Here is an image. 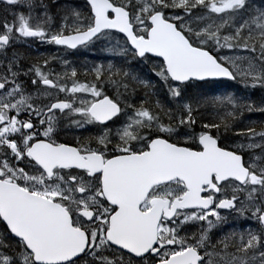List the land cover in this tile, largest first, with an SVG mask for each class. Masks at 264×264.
<instances>
[{"label": "snow or ice", "instance_id": "obj_1", "mask_svg": "<svg viewBox=\"0 0 264 264\" xmlns=\"http://www.w3.org/2000/svg\"><path fill=\"white\" fill-rule=\"evenodd\" d=\"M0 4V264H264V0Z\"/></svg>", "mask_w": 264, "mask_h": 264}, {"label": "rangeland", "instance_id": "obj_2", "mask_svg": "<svg viewBox=\"0 0 264 264\" xmlns=\"http://www.w3.org/2000/svg\"><path fill=\"white\" fill-rule=\"evenodd\" d=\"M75 2L77 4H80L83 2V0H75ZM260 0H257V3H259ZM0 7H3L2 4H0ZM47 46H49L51 49H55V50H58L56 46L54 45H48L46 44ZM102 46L97 44L94 48H89V49H82V50H79V53H77L78 55H82L83 57V61H82V65L87 63L88 65H91L93 63H96V62H107L108 59H110L111 57H108L105 52H103L101 50ZM89 53L92 54V57L90 56H86V55H90ZM65 54V52L63 51L62 52V58L63 59H66L65 57H68L67 55L64 57L63 55ZM74 64V63H73ZM58 71L60 69H57ZM222 85V84H221ZM213 85V86H206V87H211V88H214V89H219V90H223V88L226 86V85ZM230 90H235V89H230ZM251 95V99L254 100V101H257L259 102L260 101V97L262 95H264V93H261L259 90H255L254 92L250 93ZM258 114H261L259 112H254V113H245V116H244V120L245 122H249V120H251L252 116L255 118H258ZM264 114L260 115L259 117H263ZM234 226V225H233Z\"/></svg>", "mask_w": 264, "mask_h": 264}, {"label": "flooded vegetation", "instance_id": "obj_3", "mask_svg": "<svg viewBox=\"0 0 264 264\" xmlns=\"http://www.w3.org/2000/svg\"><path fill=\"white\" fill-rule=\"evenodd\" d=\"M20 49L25 54L32 56V57H39V56L47 57L49 55H59L60 57H62V52H63V50L51 49L46 44H42L39 42H30L28 44L20 45ZM80 50H82V49H80ZM77 53H79V50L73 51L72 53H65L63 56L65 57L67 55L68 57H65V58L72 61L75 66L79 67L82 65V61H83L82 57L83 56L78 55ZM89 54L90 55H86V56L92 57V54L91 53H89ZM52 66L55 67L56 69H60L58 64H54ZM262 114H264V113L258 114V118H256V120L252 116L251 120H249V121H256L257 127H258L261 122H264V116L259 117Z\"/></svg>", "mask_w": 264, "mask_h": 264}, {"label": "trees", "instance_id": "obj_4", "mask_svg": "<svg viewBox=\"0 0 264 264\" xmlns=\"http://www.w3.org/2000/svg\"><path fill=\"white\" fill-rule=\"evenodd\" d=\"M221 86H223V85H221Z\"/></svg>", "mask_w": 264, "mask_h": 264}]
</instances>
